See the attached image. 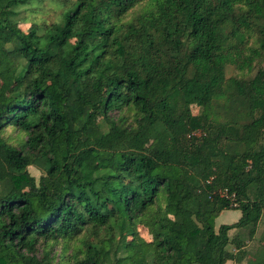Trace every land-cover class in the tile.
Segmentation results:
<instances>
[{
    "label": "trees",
    "instance_id": "obj_1",
    "mask_svg": "<svg viewBox=\"0 0 264 264\" xmlns=\"http://www.w3.org/2000/svg\"><path fill=\"white\" fill-rule=\"evenodd\" d=\"M37 1L0 0V264H264V229L228 248L264 209V0H57L24 31Z\"/></svg>",
    "mask_w": 264,
    "mask_h": 264
},
{
    "label": "rangeland",
    "instance_id": "obj_2",
    "mask_svg": "<svg viewBox=\"0 0 264 264\" xmlns=\"http://www.w3.org/2000/svg\"><path fill=\"white\" fill-rule=\"evenodd\" d=\"M19 9H20V14L17 17V22L22 30L27 31L30 25H32L33 23L43 25V24H49L51 22L57 21L60 18L62 6L60 2H58L57 0H39L37 2H34L33 4H27V5L21 6ZM233 72H234V68L232 66H227L226 75L229 76ZM1 82L7 91L13 90L17 86V83L14 78H8L5 75H1ZM191 109L194 113L197 112L198 104L195 101L191 103ZM5 135L6 137H15V133L10 128L6 130ZM10 141L12 143H15L14 138L11 139ZM28 170L36 179L41 174V171L35 166H29ZM249 193L251 196H253V194L255 193L254 185H251L249 187ZM239 216H240V210H237V209L223 210L215 220L216 227H218L222 223H233L238 219ZM138 228H139L140 234L145 239L151 238V234L144 223H140ZM263 229H264V209L260 216L254 239L251 240L250 238H243L241 239V241L238 242V245L229 244L228 248L233 253H236L238 249L239 250L249 249L248 251H254V248L257 245L255 244V241L256 239H258ZM60 246L61 244L55 245L53 247V251L55 253H58L60 250ZM248 257L249 256L247 255L243 259L242 263L246 264ZM57 264H63V263L58 262ZM225 264H234V261L228 260Z\"/></svg>",
    "mask_w": 264,
    "mask_h": 264
},
{
    "label": "built area",
    "instance_id": "obj_3",
    "mask_svg": "<svg viewBox=\"0 0 264 264\" xmlns=\"http://www.w3.org/2000/svg\"><path fill=\"white\" fill-rule=\"evenodd\" d=\"M218 193H219L220 196L226 197V198L230 199L231 201L234 200V195L233 194L229 195L225 189H220L218 191ZM232 204L235 205V202H232Z\"/></svg>",
    "mask_w": 264,
    "mask_h": 264
}]
</instances>
